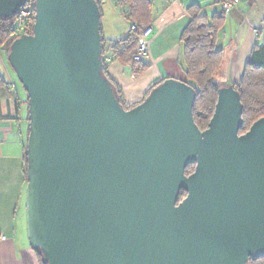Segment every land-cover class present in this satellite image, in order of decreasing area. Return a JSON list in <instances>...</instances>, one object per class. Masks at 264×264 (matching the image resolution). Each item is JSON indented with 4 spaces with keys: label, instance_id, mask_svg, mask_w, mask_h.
Returning a JSON list of instances; mask_svg holds the SVG:
<instances>
[{
    "label": "water",
    "instance_id": "water-1",
    "mask_svg": "<svg viewBox=\"0 0 264 264\" xmlns=\"http://www.w3.org/2000/svg\"><path fill=\"white\" fill-rule=\"evenodd\" d=\"M27 1L0 0V16ZM34 18L8 60L28 94L26 235L42 263L263 257L264 116L240 134L234 84L219 87L204 130L195 88L174 77L126 109L104 74L96 0H35Z\"/></svg>",
    "mask_w": 264,
    "mask_h": 264
},
{
    "label": "crops",
    "instance_id": "crops-1",
    "mask_svg": "<svg viewBox=\"0 0 264 264\" xmlns=\"http://www.w3.org/2000/svg\"><path fill=\"white\" fill-rule=\"evenodd\" d=\"M120 1H123L120 3ZM133 0H106L102 5V30L108 40L119 41L130 32L128 5ZM149 4L145 20L138 22L153 28L146 59L148 68L135 73L125 56L115 59L107 51V73L120 90L125 104L140 102L151 87L166 78L183 79V43L181 36L190 21L189 8L199 6L206 14L221 13L230 0H142ZM122 5H125L124 7ZM151 11V12H150ZM151 13V15H150ZM264 28V0H237L226 14L216 48L223 51L220 67L226 73L225 84L237 83ZM0 59V264H38L26 235L25 161L26 127L23 126V92ZM220 71V69L218 70ZM218 71L216 73H218ZM6 81V83H5ZM9 81L16 86L10 90Z\"/></svg>",
    "mask_w": 264,
    "mask_h": 264
},
{
    "label": "trees",
    "instance_id": "trees-1",
    "mask_svg": "<svg viewBox=\"0 0 264 264\" xmlns=\"http://www.w3.org/2000/svg\"><path fill=\"white\" fill-rule=\"evenodd\" d=\"M96 1L100 6L102 18V5L106 0ZM121 2L123 1H120V3ZM147 3L148 4H145V2L142 0H133L132 3L128 5L129 9L126 16L129 19L131 18L137 21L136 23L142 22L145 20V16L147 14L149 15V12L147 13L146 10L151 2L148 1ZM122 6L124 7L125 5ZM21 9H29L31 12L30 16L22 18L20 17L19 12H17V14L12 17L0 16V50H5L7 55L12 42L16 38L22 34L33 33L35 22V0H28L26 5ZM189 12L190 21L184 28L181 36V41L183 43L182 65L185 76L183 79H177L185 81L195 88L196 100L193 107L194 119L199 128L204 130L208 127V123L213 115L218 98V89L220 85L214 81V75L220 69L223 63V51L216 48V42L218 34L224 25L227 12L223 10L221 13H213L211 16H209L197 5L191 6L189 8ZM145 13L146 15H144ZM101 35L102 57L105 65L104 74L108 78L109 75L107 73V66L109 62H107L105 57V53L107 51L112 52L115 56V59L125 56L126 62L131 63L135 73H141L148 68L146 62L134 60V54L136 52L138 43L137 33L130 31L127 37L119 41L108 40L103 35L101 23ZM7 84L9 85V83ZM153 87L149 89L142 100L148 96ZM234 87L239 91L241 95V101L243 103L244 124L240 129V134H242L245 133L256 120L264 116V40L261 44L256 43V45L253 47L251 55L245 64L243 74L240 80L234 84ZM12 89L13 88H10V90ZM204 89L207 91L206 94ZM116 90L119 94L121 104L126 109L134 106H128L125 104L117 87ZM26 104L28 110V94ZM26 121L27 146L29 136L28 112ZM26 169L27 160L25 161V174ZM194 169L195 164H191L186 168L185 173L189 175L194 171ZM186 194L187 193L185 191H181L179 200H182ZM37 256L39 259V264H43L42 256L39 252L37 253ZM250 264H264V256L257 260H250Z\"/></svg>",
    "mask_w": 264,
    "mask_h": 264
},
{
    "label": "built area",
    "instance_id": "built-area-1",
    "mask_svg": "<svg viewBox=\"0 0 264 264\" xmlns=\"http://www.w3.org/2000/svg\"><path fill=\"white\" fill-rule=\"evenodd\" d=\"M220 1V0H218ZM237 2V0H232V1H228L225 3L224 6V11L229 12L230 9L234 8V5H236L235 3ZM31 12L29 9H21L19 11V15L20 17H28L30 16ZM152 27H147V26H140L138 23H132L130 26V31L133 33H137L138 34V43H137V48H136V52L134 54V60L136 61H141V62H146L147 56H148V38L149 35L152 32ZM9 87L10 88H14L15 87V83L14 82H10L9 83ZM35 252V251H34Z\"/></svg>",
    "mask_w": 264,
    "mask_h": 264
},
{
    "label": "rangeland",
    "instance_id": "rangeland-1",
    "mask_svg": "<svg viewBox=\"0 0 264 264\" xmlns=\"http://www.w3.org/2000/svg\"><path fill=\"white\" fill-rule=\"evenodd\" d=\"M237 3V2H236ZM235 3V4H236ZM235 6V5H234ZM231 10H233V9H230V11L229 12H231ZM229 12H227V13H229ZM136 23V22H135ZM132 24V23H131ZM140 26L142 25V24H139ZM142 26H147V27H151V26H148V25H145V24H143ZM153 33V29H152V32H151V34ZM151 34L149 35V38H150V36H151ZM149 38H148V48H149ZM258 38V41H259V43L261 44L262 42H263V40H264V28H263V30H262V34L259 36V37H257ZM148 51H149V49H148ZM0 59L4 62V64H5V66H7V68H9V70H10V72L13 74V77H14V79H15V82H16V84H17V89L18 90H20L21 92H23V95L25 96V99H27V92L25 91V89L23 88V85H22V83L20 82V80L18 79V77H17V75H16V72H15V70L12 68V66L10 65V63H9V60H8V55H7V53L5 52V50H0ZM1 61V62H2ZM222 67V66H221ZM185 74V73H184ZM226 73L225 72H223V70L220 68V71H218V73H216L215 75H214V81L215 82H217L220 86H222V85H227V84H225V80H226ZM185 76V75H184ZM183 76V77H184ZM11 81H9L8 83H10ZM203 85V84H202ZM116 86V85H115ZM155 87V86H154ZM153 87V88H154ZM204 87V86H203ZM205 90V94H206V89H204ZM120 91V90H119ZM120 94H121V92H120ZM209 95H210V91H209ZM121 97H122V95H121ZM122 99H123V97H122ZM143 101V100H142ZM141 101V102H142ZM140 102H138V103H136V104H133L134 106L135 105H137V104H139ZM128 106H131V105H128ZM133 107V106H132ZM131 107V108H132ZM23 110H24V112H23V126L24 127H26L27 128V121H26V117H27V112H28V110H27V104H25V106L23 107ZM215 111V110H214ZM213 114H214V112H213ZM213 116V115H212ZM212 118V117H211ZM209 124V123H208ZM25 139H26V137H25ZM26 176H27V173L25 174ZM26 185H27V177H26ZM38 262H39V259H38ZM39 264V263H38Z\"/></svg>",
    "mask_w": 264,
    "mask_h": 264
}]
</instances>
